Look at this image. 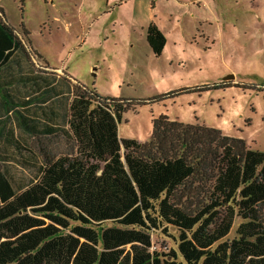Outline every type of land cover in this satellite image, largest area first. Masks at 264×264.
Wrapping results in <instances>:
<instances>
[{"label":"trees","instance_id":"16d2710c","mask_svg":"<svg viewBox=\"0 0 264 264\" xmlns=\"http://www.w3.org/2000/svg\"><path fill=\"white\" fill-rule=\"evenodd\" d=\"M145 40L159 56L154 23ZM16 46L0 9V58ZM25 82L0 81L10 112L0 119V264H264V151L165 114L147 140L121 138L137 102L78 83L65 95L67 126H49L16 108L31 99L13 100L10 87ZM154 234L172 245L152 248Z\"/></svg>","mask_w":264,"mask_h":264},{"label":"rangeland","instance_id":"374dc122","mask_svg":"<svg viewBox=\"0 0 264 264\" xmlns=\"http://www.w3.org/2000/svg\"><path fill=\"white\" fill-rule=\"evenodd\" d=\"M0 8L47 64L137 102L123 112L119 137L145 141L152 118L165 114L264 151V0H0ZM150 23L166 39L159 56L144 38ZM160 242L172 245L154 234L152 248Z\"/></svg>","mask_w":264,"mask_h":264},{"label":"crops","instance_id":"0c3cea01","mask_svg":"<svg viewBox=\"0 0 264 264\" xmlns=\"http://www.w3.org/2000/svg\"><path fill=\"white\" fill-rule=\"evenodd\" d=\"M128 1L130 0H107V3L121 6ZM150 1L153 4L156 0ZM184 3L188 4V2ZM0 9L2 10V8ZM2 18L16 30L23 46L4 48L2 58H0V81H29L24 85L14 84L10 87L14 96L13 100L31 99L30 103L17 105L16 108L27 117L33 120L37 119L40 123L53 127H66L69 99L65 100V95L69 94L72 82L81 83L72 78L63 68H55L47 64L40 51L29 40V33L27 32L25 35L26 41H24L17 28L7 20L3 10ZM21 27L22 33L24 30L27 31L24 26L21 25ZM142 27L146 29L147 26ZM28 49L34 52L36 59L32 57L33 53H28ZM31 81L36 82L32 83ZM54 86H56L55 93L48 95L45 99L40 97L38 102L34 100V96L39 95L42 90ZM5 100H8V97L0 93V119L5 118L7 114L10 115V112L5 113V106L2 104ZM6 127L14 128L15 133H18L19 126L14 118L11 117V120L6 123Z\"/></svg>","mask_w":264,"mask_h":264}]
</instances>
